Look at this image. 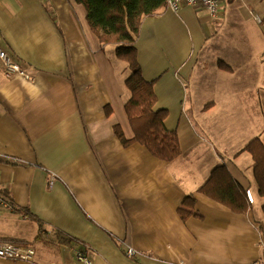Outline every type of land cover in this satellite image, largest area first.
<instances>
[{
	"label": "crops",
	"instance_id": "crops-1",
	"mask_svg": "<svg viewBox=\"0 0 264 264\" xmlns=\"http://www.w3.org/2000/svg\"><path fill=\"white\" fill-rule=\"evenodd\" d=\"M166 5L135 41L154 110L165 109L180 153L141 143L124 105L128 69L101 46L73 0H0V46L29 76L0 62V242L29 245L30 261L0 264H253L264 242L263 197L244 149L264 145V0ZM225 164L248 198L235 212L197 189ZM52 175V184L48 176ZM193 212L181 219L186 196ZM31 244V245H30ZM137 251L134 258L125 249Z\"/></svg>",
	"mask_w": 264,
	"mask_h": 264
},
{
	"label": "trees",
	"instance_id": "trees-1",
	"mask_svg": "<svg viewBox=\"0 0 264 264\" xmlns=\"http://www.w3.org/2000/svg\"><path fill=\"white\" fill-rule=\"evenodd\" d=\"M84 6L90 30L97 35L101 46L113 44L116 56L128 69L125 87L130 95L124 109L133 130V137L126 139L118 127L114 133L123 145L134 141L143 144L160 159L170 161L179 155V142L175 131L164 126L165 109L154 110L156 101L153 82L146 81L137 60L135 41L142 20L156 14L165 5L164 0H73ZM253 159V175L258 194L264 199V145L259 138L248 141L244 147ZM235 212H245L249 207L246 190L237 183L225 164L212 168L209 177L197 189ZM195 199L188 195L178 208L181 219L192 214ZM264 214V203L262 204Z\"/></svg>",
	"mask_w": 264,
	"mask_h": 264
},
{
	"label": "built area",
	"instance_id": "built-area-1",
	"mask_svg": "<svg viewBox=\"0 0 264 264\" xmlns=\"http://www.w3.org/2000/svg\"><path fill=\"white\" fill-rule=\"evenodd\" d=\"M165 5L168 8H172V10H178L181 5L188 4L195 7H201L207 11L209 16L217 17L219 13L222 11L220 7L221 0H164ZM0 62L5 70L7 75L11 73H19L24 76L27 75L21 67L11 60L8 54L2 49L0 46ZM49 183L52 184L53 177L52 175L48 176ZM250 198V195L247 194ZM0 209L7 210V211H14V204L13 202L0 190ZM126 253L130 258L136 255V251L133 248L127 247ZM74 256L76 261L81 264H91L90 259L81 251L76 250L74 251ZM258 259L253 262V264H264V242L262 245V251L260 255H258ZM0 258L4 259H12V260H26L30 261L34 258V249L25 244H17L13 242H0Z\"/></svg>",
	"mask_w": 264,
	"mask_h": 264
},
{
	"label": "rangeland",
	"instance_id": "rangeland-1",
	"mask_svg": "<svg viewBox=\"0 0 264 264\" xmlns=\"http://www.w3.org/2000/svg\"><path fill=\"white\" fill-rule=\"evenodd\" d=\"M107 46H108V48H109L108 50L113 51V48H114L113 44H108ZM116 57H117V56H116ZM117 58H118V57H117ZM30 245H31V244H30ZM76 250H79V249H77V248L74 249V251H76ZM126 250H127V248L125 249V252H126ZM137 253H138V252L136 251V255H137ZM126 254H127V253H126ZM136 255H134V256H136ZM127 256H128V255H127ZM134 256H132V258H134ZM128 257H130V256H128ZM90 261H91V260H90Z\"/></svg>",
	"mask_w": 264,
	"mask_h": 264
}]
</instances>
